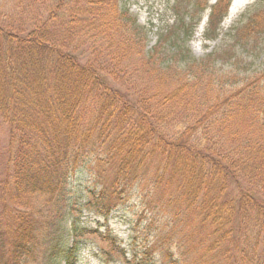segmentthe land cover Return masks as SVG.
I'll return each instance as SVG.
<instances>
[{"label":"trees","instance_id":"trees-1","mask_svg":"<svg viewBox=\"0 0 264 264\" xmlns=\"http://www.w3.org/2000/svg\"><path fill=\"white\" fill-rule=\"evenodd\" d=\"M231 1L218 0L214 7L215 39ZM48 2L49 12L40 13ZM21 16L20 24L17 19L0 24V116L10 126L12 143L17 141L0 187V200L10 210L8 217L0 215V264H26L33 256L38 225L33 198L53 197L81 167L89 143L103 148L99 162H117L113 176L97 172L103 188L89 207L109 215L131 185H143L144 161L158 152L165 167L151 183L156 190L172 189L164 202L148 194L145 212L160 210L159 203L171 206L174 215L187 221L196 216L208 230L198 241L205 248L198 258L184 251V238L181 248L176 241V264L202 259L204 264H264V94L256 106L244 96L209 100L213 109L197 106V114L188 110L189 82L176 94L134 88L123 94L110 77L124 79L119 72L159 66L154 51H145L138 41L143 32L137 18L119 0H28ZM127 58L132 67L124 64ZM160 68H172L170 60ZM176 101L182 114L188 110L178 119L187 120L168 133L171 119L163 111ZM251 106L253 113L245 116ZM241 115L240 122L233 121ZM99 127L103 139L92 141ZM79 249L59 237L48 264H76ZM148 249L146 264H156ZM133 257L138 262L131 264H145L135 250Z\"/></svg>","mask_w":264,"mask_h":264},{"label":"rangeland","instance_id":"rangeland-1","mask_svg":"<svg viewBox=\"0 0 264 264\" xmlns=\"http://www.w3.org/2000/svg\"><path fill=\"white\" fill-rule=\"evenodd\" d=\"M27 1L0 0V24H6L11 19H17L13 21L20 24L18 21L22 18ZM119 1L137 18L143 32L142 41L141 38L138 41L145 51H154L153 61L159 66L151 65L147 72L141 70L131 75L132 71L127 74L119 72L120 77L127 76L122 77L124 79L110 77L109 82L123 94H127L130 88L137 92L142 89L146 92L176 94L182 84L189 82L192 87L186 90L189 93L188 110L196 109L192 114H197L198 108L203 111L213 109L211 103L215 104L228 95L253 98L255 106L259 103L264 94V0H254L245 6L232 22H227L228 13L217 31L219 37L216 39L214 32L218 8L216 16H213V10L218 0ZM51 7L49 2L41 4L40 13L46 15ZM212 17L214 22H211ZM125 60L124 64L132 67V60ZM165 60H170L172 68L169 70L160 68V62ZM113 68V65L109 66L111 72ZM196 75L200 76V80L194 81ZM182 107L176 101L172 102L170 111H163V115L171 119L170 124L166 125L168 133L183 124L184 119L178 118L188 110L182 114L179 111ZM253 107L244 109V115L252 114ZM93 110L94 106L87 108L86 114ZM241 119L242 115L233 118V121L240 122ZM100 137L103 139V127L96 130L91 140L97 141ZM16 143H12L10 126L0 116V187L4 184L10 157L17 149ZM99 156L103 157V148L89 143L81 167L65 179L53 197L48 200L46 196L33 198L38 207L35 210L38 225L33 256L26 264H48L54 252V242L59 237L68 246H79L77 264L137 263L133 257L134 250L141 255L140 258H146L143 262L146 264L149 261V257L144 255L146 248H149V253H154L150 261L154 259L156 264H176L172 258L179 255L178 243L180 248L184 244V251L198 254L197 258L205 252L203 246H198V241L203 234H208V230L199 218L195 216L187 221L183 214L174 215L171 212L175 211L174 208H166L160 203V210L156 209L152 214L144 210L148 194L152 192L150 200L164 202L172 189V186H164L166 190H156L151 183V176L163 172L165 167L158 152L144 161L140 171L144 174L143 185H131V190L117 202L110 215H99L96 209L87 207L93 194L103 188L98 183L97 172L104 177H111L115 173L116 160L99 162ZM148 189H151L150 192ZM237 192L238 189L235 194ZM47 201L48 206L43 208ZM5 204L0 200L1 217H8L10 213L9 206ZM212 227L210 224L209 228ZM182 238L186 243L181 244ZM199 261L204 264L203 259Z\"/></svg>","mask_w":264,"mask_h":264},{"label":"bare ground","instance_id":"bare-ground-1","mask_svg":"<svg viewBox=\"0 0 264 264\" xmlns=\"http://www.w3.org/2000/svg\"><path fill=\"white\" fill-rule=\"evenodd\" d=\"M254 0H233L230 9L229 15L227 17V22H232L234 18L242 11V9L248 4L252 3Z\"/></svg>","mask_w":264,"mask_h":264}]
</instances>
